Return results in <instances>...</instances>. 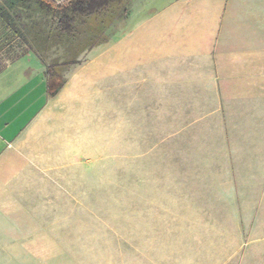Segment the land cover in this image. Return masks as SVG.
I'll return each mask as SVG.
<instances>
[{
  "label": "crops",
  "instance_id": "1",
  "mask_svg": "<svg viewBox=\"0 0 264 264\" xmlns=\"http://www.w3.org/2000/svg\"><path fill=\"white\" fill-rule=\"evenodd\" d=\"M156 7L61 72L54 93L49 61L0 38L1 220L55 219L61 204L76 203L78 172L92 171L76 158L77 125L103 123L105 108L118 136L133 108L134 172L147 158L149 204L214 214L264 202V0Z\"/></svg>",
  "mask_w": 264,
  "mask_h": 264
},
{
  "label": "rangeland",
  "instance_id": "2",
  "mask_svg": "<svg viewBox=\"0 0 264 264\" xmlns=\"http://www.w3.org/2000/svg\"><path fill=\"white\" fill-rule=\"evenodd\" d=\"M164 1L129 0L124 17L115 9L104 18L78 20L72 36L58 35L49 15L32 0L17 10L32 58L76 61L58 66L63 72L129 34ZM25 59L10 67H20ZM125 111L119 136L115 110L112 117L104 109L103 123L77 125L76 158L83 164L89 158L92 171L78 172L71 189L76 196L70 198L76 203L61 204L60 217L0 219V264H264V202L238 203L235 213L232 205L221 204L214 214L183 213L181 205L170 209L155 198L148 203L142 193L150 175L148 159L141 158L134 172L133 108ZM157 142L163 148L164 141Z\"/></svg>",
  "mask_w": 264,
  "mask_h": 264
},
{
  "label": "trees",
  "instance_id": "3",
  "mask_svg": "<svg viewBox=\"0 0 264 264\" xmlns=\"http://www.w3.org/2000/svg\"><path fill=\"white\" fill-rule=\"evenodd\" d=\"M30 0H4L0 6V38L5 37L7 44L12 43L13 52L29 51L30 41L26 33L20 27L21 16L17 10L18 6ZM34 7L46 12L50 18V24L58 35L72 36L77 32L76 24L78 20L94 16L104 18L111 12L118 11L123 17L126 15L125 5L129 0H32ZM119 5L120 7H112ZM114 16V15H110ZM4 40H0V46H5ZM76 61L62 60L60 62H49L46 66V80L54 93L63 83V77L58 66H64Z\"/></svg>",
  "mask_w": 264,
  "mask_h": 264
}]
</instances>
